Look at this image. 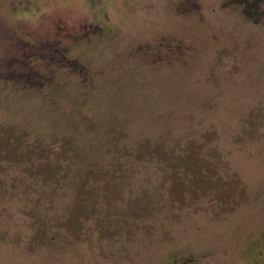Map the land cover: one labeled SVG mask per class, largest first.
I'll return each instance as SVG.
<instances>
[{
    "label": "rangeland",
    "instance_id": "rangeland-1",
    "mask_svg": "<svg viewBox=\"0 0 264 264\" xmlns=\"http://www.w3.org/2000/svg\"><path fill=\"white\" fill-rule=\"evenodd\" d=\"M228 1L0 0V264H264V0Z\"/></svg>",
    "mask_w": 264,
    "mask_h": 264
},
{
    "label": "flooded vegetation",
    "instance_id": "flooded-vegetation-1",
    "mask_svg": "<svg viewBox=\"0 0 264 264\" xmlns=\"http://www.w3.org/2000/svg\"><path fill=\"white\" fill-rule=\"evenodd\" d=\"M242 2V0H229L228 2H224L223 4H224V6H227V5H235V6H238L237 4H240ZM241 11H242V13H244L245 15H248V13H249V11H251V10H247V8L245 7V3H243V6H242V8H241ZM251 12H253V11H251ZM253 20H255L254 18H253ZM88 26V25H87ZM98 28H101V27H98ZM56 30L57 31H59L62 35H64L63 34V31H64V29L62 28V26H60V25H57L56 26ZM97 31H99V30H97ZM91 33H93L92 31H91ZM95 33H97V32H95ZM83 34H84V32H79V36H83ZM84 39H85V41L87 42V41H89V37H84ZM59 41V40H58ZM58 41H55L53 44H52V47H50L49 48V50L48 51H50V53H49V56L51 57V58H54L55 59V63L56 62H58L59 64V66L60 67H62V68H64V69H66L67 71H69V72H71V73H73L74 75H75V73L77 74H81V75H88L87 73H86V71H87V68L83 65V64H81V63H79L78 62V60L76 59V58H74V57H69V55H68V49H67V46H62L63 48H60L59 46H58V44H59V42ZM49 47V46H48ZM60 49H64L63 50V52L61 53V51H60ZM58 50L60 51V53H61V55L60 56H58V57H55L57 54H56V52H58ZM30 77H33V76H28L27 78H30ZM84 77H86L87 78V76H84ZM39 79V78H38ZM40 82L42 83V84H46V80H45V77H44V79L42 80V79H40ZM51 81H48V83H50ZM179 260V261H178ZM177 261H175L173 264H194L193 262H189V260H190V258L189 257H180L179 259H178Z\"/></svg>",
    "mask_w": 264,
    "mask_h": 264
}]
</instances>
